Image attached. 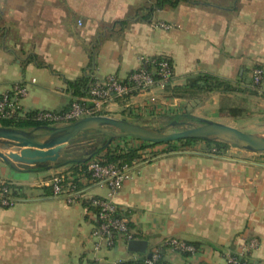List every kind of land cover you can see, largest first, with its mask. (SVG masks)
<instances>
[{
	"label": "crops",
	"instance_id": "obj_1",
	"mask_svg": "<svg viewBox=\"0 0 264 264\" xmlns=\"http://www.w3.org/2000/svg\"><path fill=\"white\" fill-rule=\"evenodd\" d=\"M146 1L0 0V93L25 85L24 111L63 110L73 98L68 81L85 73L93 80L112 74L125 78L139 67L140 56L151 55L171 61V85L198 71L244 83L259 64L264 93V0H186L157 10L150 22L139 18ZM124 19L128 22L119 29L114 22ZM97 39L88 67L87 48ZM239 95L264 122V95ZM218 99V92L202 96V119L244 130L237 121L250 110L223 115ZM193 101L157 85L109 102L102 112L146 125L139 122L143 117L181 116ZM128 143L141 146L136 139ZM246 152L209 155L201 148L166 150L163 144L139 150L142 159L111 198L130 215L148 246L172 237L198 242L207 250L208 264H223L212 249L235 247L237 237L253 235L259 246L250 260L264 264V158ZM86 153L79 149L67 159H83ZM59 168L15 170L0 159V181L22 187L13 205L0 207V264H80L87 258L92 225L84 206L49 194L41 184ZM88 188L91 195L109 193L92 181ZM100 254L109 259L133 256L124 245ZM165 260L183 264L184 256L171 253Z\"/></svg>",
	"mask_w": 264,
	"mask_h": 264
},
{
	"label": "built area",
	"instance_id": "obj_2",
	"mask_svg": "<svg viewBox=\"0 0 264 264\" xmlns=\"http://www.w3.org/2000/svg\"><path fill=\"white\" fill-rule=\"evenodd\" d=\"M156 26L167 27L164 23H154ZM150 60L149 56H140V65L124 82L117 75H108L103 79L94 80L89 89V96L81 103L73 101L67 109L49 110L38 109L24 111L21 105L22 98L26 95L25 85H14L10 92L0 93V120H16L30 113L32 120L44 125H63L77 118L90 115H104L103 106L109 102L122 98L127 93L136 90L145 92L154 86L164 87L172 78V65L167 59L158 62L159 79L154 80L145 66ZM251 85L257 86L259 93L262 90L263 70L261 66L254 65L251 69ZM197 141L189 144L183 151L198 150L204 143ZM198 148V149H197ZM202 152L209 155H224L212 146ZM139 162L133 159L122 164L102 162L98 158H89L76 166L65 165L56 169L50 176L42 181L44 187H49L53 196L63 198L69 204H82L91 221L89 238L91 248L87 258L80 264H160V259L171 253L184 256L183 264H208L207 250L203 246L180 238H165L160 244L147 246L144 253L132 252L129 258L109 259L100 254L102 250H109L119 245H124L130 240L143 239L139 231L131 224L128 213L119 207L111 198L123 183L130 178L132 167ZM105 185L108 195L99 196L88 193V183ZM15 185L12 182L0 181V207L13 205L19 196H13ZM235 247L222 250L212 249L218 253L223 264H253L250 255L259 246V239L253 235H242L235 240Z\"/></svg>",
	"mask_w": 264,
	"mask_h": 264
},
{
	"label": "water",
	"instance_id": "obj_3",
	"mask_svg": "<svg viewBox=\"0 0 264 264\" xmlns=\"http://www.w3.org/2000/svg\"><path fill=\"white\" fill-rule=\"evenodd\" d=\"M178 123L180 122L174 119L166 127H151L126 118L101 114L80 117L57 126L42 124L24 129L0 124V149L8 150H0V159L15 170L33 166L55 169L71 161L66 156V149L70 144L92 139L95 132L108 135L104 146L120 137H132L155 144L198 139L220 141L251 152H264L263 135L207 119H199V124L188 128L170 131ZM86 158L87 156L81 161ZM147 246L146 239L126 243L127 250L136 253H144Z\"/></svg>",
	"mask_w": 264,
	"mask_h": 264
},
{
	"label": "trees",
	"instance_id": "obj_4",
	"mask_svg": "<svg viewBox=\"0 0 264 264\" xmlns=\"http://www.w3.org/2000/svg\"><path fill=\"white\" fill-rule=\"evenodd\" d=\"M181 1H186V0H147L146 1L147 4L145 5L146 7L143 9L144 12L139 18L141 20L150 22L152 21L154 17V13L157 10L161 9L164 6L175 7ZM127 22L128 21L124 19V20L115 21L114 24H117L118 28L122 29L123 27H125ZM108 29L109 27H107V30ZM98 44H99V40L97 39L88 45L87 48L89 52L88 67H91L94 62L95 51L96 48L98 47ZM149 57L150 60L147 62L145 69L152 74V78L154 80H157L159 79V75L157 73L158 62L162 59H167L171 64V61L168 58L161 55H151ZM256 65L260 66L259 64ZM133 72H135V70L132 71L131 73ZM172 72H173V68H172ZM130 74H128L125 78H123L124 82L128 81L127 77ZM172 78L165 84L164 89L174 97H181L186 99H201L202 96L206 93L218 92L219 93L218 110L220 113L226 116L236 117L242 115L246 111H249L246 106V104L248 103L246 97L240 96L239 94L264 95L262 90L259 93V89L257 88V86L251 85L252 76L250 77L249 81L241 83L239 81H231L229 79L219 77L212 73L198 71V72L188 73L187 75H185L184 82L180 85L177 84L171 85L170 82ZM93 81L94 80L91 79L87 73L72 81H68L67 85L73 97L71 103L74 100L79 101L81 103L83 102L89 103L83 101L84 100L83 98L89 96V89ZM137 93L139 92L133 90L127 93L126 95H124L122 98H118L117 100L118 101L124 100L125 98L131 95H135ZM190 118L193 119L192 116H190ZM0 124L3 126H12V127H19L24 129L42 125V123L33 121L30 113H27L26 116L20 117L16 120H0ZM107 138L108 135L100 132H95V136L92 139L84 141L85 147H82L80 149L87 150L86 160H88L89 158H98L105 163L108 162V163L122 164L125 162H131L133 159H138V160L142 159L139 150L154 148L160 144L165 145L166 150H173V151H183L187 145L193 144L197 141H202L207 148H211L212 146H214L217 148L218 151H222V152L223 151L225 152L229 147L228 144L220 141L198 140V139H184V140H177V141L160 143V144L141 141V146L135 147L128 143L130 139H134L132 137L116 138V139H122V143H123L122 145H113L111 141L108 145L104 146V143ZM155 152L156 150H153L150 151L149 153H151V156H154ZM85 161H81V159L77 158L71 160L68 165L76 166L78 164L84 163ZM44 189L49 194H51L49 187H44ZM12 195L21 196L22 187L14 186ZM191 243H193L197 247L200 245V243L198 242H191ZM160 264H171V263L165 260L162 255V258L160 259Z\"/></svg>",
	"mask_w": 264,
	"mask_h": 264
},
{
	"label": "rangeland",
	"instance_id": "obj_5",
	"mask_svg": "<svg viewBox=\"0 0 264 264\" xmlns=\"http://www.w3.org/2000/svg\"><path fill=\"white\" fill-rule=\"evenodd\" d=\"M192 103L193 104L190 105V110L188 112L187 111L184 112L183 114H181V116L179 115V116H171V117H167V116H165V117L164 116L153 117V116L147 115V116L143 117V118H145L144 121H139V122H144L147 126H151V127H166L174 119H176L178 122H180L176 125V127L170 129V131L181 130L184 128L191 127L193 125H197V124H199V119H202V108L200 107V104H202V100L196 99V101H193ZM249 105H248L247 109L250 110L251 113L246 115V116L242 115V117H241L242 119H240V122L237 121V124L240 126H243V129H244L243 131L250 132V131H254V130H259L261 132V133L260 132L259 133L261 135H263L264 130H262L261 127L263 126L264 122H262L260 119L256 118L257 116H255V114H254L256 111L255 107L249 106ZM246 106H247V104H246ZM192 113L196 114L195 117L192 116L193 119L190 118V115ZM127 120L133 121L136 119L128 118ZM133 122H135V121H133ZM93 134H94L93 136H95V133H93ZM112 144L113 145H122L123 144L122 139H113ZM201 144H202V142H201ZM82 147H85L84 141H80L77 143L70 144L66 149L67 158L73 157L74 153ZM201 149H203L204 151L207 149L205 144H204V148H203V145H201ZM246 151L247 150L238 148V147L233 146V145H229V147L224 152V154H226V153L247 154ZM253 154H256V155L264 158V152H253Z\"/></svg>",
	"mask_w": 264,
	"mask_h": 264
}]
</instances>
